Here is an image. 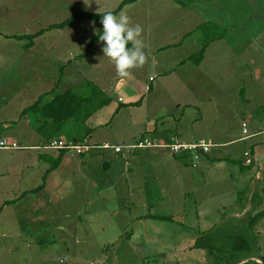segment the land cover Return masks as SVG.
<instances>
[{
    "label": "rangeland",
    "instance_id": "rangeland-1",
    "mask_svg": "<svg viewBox=\"0 0 264 264\" xmlns=\"http://www.w3.org/2000/svg\"><path fill=\"white\" fill-rule=\"evenodd\" d=\"M123 1L86 0L87 3H91L88 6L85 0H0V52L7 51L6 44L20 45L29 41L27 38L20 41L9 35H29L46 29L49 25L62 22L79 12L112 11ZM180 3L185 9L177 8L173 0H138L137 6L134 2L122 5L121 10L116 13L125 11L130 17L131 26L138 24L142 28L140 38L145 45L143 49L145 63L129 69V75L121 77L117 74L115 64L108 57L104 59L99 56L102 42L96 41L92 57L93 69L96 73L104 67H109L110 73L106 75V80L99 84L94 83L91 78L92 64L88 61L86 65H82V59L77 57L72 62V69L77 71L70 73L68 67L64 69L62 75L65 79L60 82L58 91H65L67 88L76 90L84 85L88 87L95 84L105 89L111 87V90L108 89L110 92H123V90L125 92L131 85V90H136L138 97L142 94V90L145 91L152 86L151 89H161L159 99L171 112L175 111L173 109L175 96L181 100L187 99L188 95L185 91L190 92L191 96L195 94L196 97H205L208 93L218 95L219 89L231 91L242 89L244 94L250 91L255 101H259L263 96L261 95L264 90L263 77L261 76L258 80L249 77V81L247 71L255 68L250 65L251 58L259 62L264 57V0H181ZM226 4L230 6L228 10L231 12H224L227 10ZM88 28L89 35H91V29L93 36L98 31V25L91 20L88 21ZM57 30L46 33L36 42L54 41L60 35H67V38L72 36L70 29L63 32ZM173 31L176 34L190 32L189 37L178 41L179 46L172 50L175 54L183 56L192 53L202 44L205 45L206 60L201 64L199 71L193 69L192 65H187L186 68L190 69L189 75H195L191 80H185L186 72L183 74V69H179L176 72L178 78L172 75L170 79L162 81V86L160 84L158 87L157 79L155 82L150 80L151 76H156L150 54L156 46L171 43L170 34ZM97 46L98 50H96ZM80 52L77 50V53ZM20 64L21 62L16 58L10 59L9 62L6 59L4 64H0V105L2 106L5 100H9V107L14 108V110L10 109L12 110L10 112L14 113H17L16 111L24 103L21 96L23 91L27 90L24 85L36 86V83H40V89H48L53 83L51 78L54 77L52 73H48L40 82H28L30 76L27 75L31 74L29 67L38 71L40 68L48 70L49 66L23 64L24 67H22ZM259 74H261L260 71ZM58 77L59 75H55V78ZM121 84L125 86H120ZM167 90L170 91L169 94L166 93ZM199 91L203 93L198 94ZM218 99L220 101V97ZM116 102L117 98H113L110 115L115 111ZM215 108L214 104L212 108L206 110L205 119L199 130L210 135L215 134L219 139H227L229 136L241 133L240 121L236 122L234 119L237 113L240 115L247 112L245 106L232 105L230 109L224 110L218 107L216 114L219 115V120L216 123L212 121ZM150 109L149 105L145 111L142 110V114L137 110V120L144 114H150ZM124 123V118L118 119L115 126L120 128ZM140 127L141 125H137V131ZM220 130L223 131L222 135H219ZM84 132L85 129L74 132L64 126L59 134L69 139L82 135ZM132 157H135V154ZM198 158L193 155L194 160ZM236 164L242 171L244 170L243 175L250 170L239 163ZM243 175H235L233 180L226 181L227 184L214 186L209 185V180L206 178L207 185L202 186L200 191L197 190L195 195L188 194L186 199L180 198V190L184 189L183 186L174 185L170 187V190L164 187L165 192L154 193L151 190L155 187L150 185V188L146 189L147 193H142L141 197L138 194L124 196L125 199L118 204L113 197L117 193L120 194V188L119 190L114 188L113 190L117 193L105 194L106 197L111 196V200L102 209L103 214L94 218L91 232L90 224L86 222L85 217L80 219V225H74L70 218L62 215L60 219L62 232L60 233L55 230L53 222H48L47 217L33 224V220H25L21 223L4 216L5 219L2 217L0 220V264H60L61 260H63L62 264H93L92 260L97 259L96 257L102 253H105L103 260L108 258L106 264L111 262L113 264H229L228 256L231 257V262L238 259L249 261L254 257L248 256H257L260 253L259 248L264 247V220L257 222L256 219V223L251 225L253 222L251 209L248 215L243 213L242 217H234L237 211L236 200L243 196L239 192L248 183ZM162 195L169 196L168 200L167 198L159 200ZM142 200H146L145 204L149 205V213H153L158 218L155 217L151 221L152 224L150 221L148 224L139 226L137 224V229L139 227L137 241L132 243L136 249L131 250V244L125 239L114 242V246L118 243L119 251L118 255L112 258L111 249L102 250L106 243L104 239L112 235L121 222V215L124 219L130 213H137V216L147 213ZM170 204H173L172 208ZM150 206L154 209L150 210ZM63 207L67 206L63 205ZM160 217L167 219L163 220ZM54 221L57 222V218ZM129 230L131 231L130 228ZM4 233L8 234V238L12 233H34V238L37 236L42 241L35 242L28 238L22 245H28L29 250L19 247L17 250L7 251L2 246L10 245V241L2 238ZM203 233L204 236L201 235ZM50 237L56 240H49ZM202 237L206 238L204 241L207 242L218 239L214 242L217 248L214 247L210 252L202 247H194V238L202 239ZM243 237L247 239L248 249L233 250L235 246L233 240ZM21 243L19 241V244L12 245L21 246ZM219 248L222 250H216ZM91 256L94 257L90 258Z\"/></svg>",
    "mask_w": 264,
    "mask_h": 264
},
{
    "label": "crops",
    "instance_id": "crops-1",
    "mask_svg": "<svg viewBox=\"0 0 264 264\" xmlns=\"http://www.w3.org/2000/svg\"><path fill=\"white\" fill-rule=\"evenodd\" d=\"M137 1H134L135 6H137ZM173 1L177 8L185 9L184 5L180 3L181 0ZM223 7L225 6L223 5ZM225 8L227 10L224 12H231L228 10L230 6L227 4ZM89 20L83 18L64 28L47 30L44 28L37 31L42 32L33 41L30 42L28 39V42L20 45L6 44L7 51L0 52V64H4L6 59L9 62L10 59L16 58L21 62L22 67L40 64L49 66L48 70L40 68L38 71L29 67L31 74L27 75L30 76L28 82H40L43 80V76L48 73H52L54 76L51 78L53 83L48 89H40V83H36V86L24 85L27 87V90H24L21 95L24 103L16 111L17 113L10 112L12 111L10 109L14 110V108L9 107V100H5L3 105H0V114H4L0 116V139L5 138L19 146L15 149H0V220L6 216L14 222L21 221L22 223L25 220H33L34 224L47 217L48 222H53L55 230L61 233L60 219L62 215L65 218H70L74 225H80V219L85 217L86 222L90 224L91 232L94 218L103 214L102 209L111 200V196L106 197L105 194L117 193L113 190L114 188L116 190L120 188V194L117 193L113 197L115 203L118 204L125 199L124 196L138 194L141 197L142 193H147L146 189L150 188V185L155 187L151 190L154 193L165 192L164 187L170 190V187L174 185L183 186L184 189L180 190V198L186 199L188 194L195 195L197 190L200 191L202 186L207 185L206 178L209 180V185L214 186L227 184L226 181L233 180L235 175L242 176L244 170L242 171L236 163L245 168L248 167L250 170L243 175L248 183L239 192L243 196L236 200L237 211L234 213V217H242L243 213L248 215L251 209L253 210L251 225L256 223L254 219L256 215H259L257 222L264 220V115H262L264 90L259 101H255L250 91L244 94L242 89L233 91L219 89L218 95L208 93L205 97H196L195 94L191 96L190 92L185 91V94L188 95L187 99L181 100L175 96L173 104L175 111L171 112L159 99L162 93L161 89L155 88L156 90H154L150 86L149 90H142V94L137 97L138 93L136 90H131V85L125 92L123 88V92H110L111 87L105 89L101 85H96L103 93L101 99L105 96L110 101L98 109L84 125L77 124L73 120L65 122L63 127L66 126L68 130L77 129L74 132H78L85 129L82 135L69 139L60 136L59 133L63 127L57 133L55 123L47 119L40 111L32 110L23 113L26 108L38 100L41 105L47 104L55 94L64 92V90L58 91L59 84L65 79L62 75L65 68L68 67L70 73L77 71V69H72L74 58L80 57L83 61L82 65H86L88 61L90 64L93 63L95 43L89 49L90 39L93 38L92 29L91 35L88 34ZM57 29L61 32L70 29L72 36L67 38V35H60L54 41L36 42L37 39H42L46 33ZM170 35L171 43L156 46L150 54L153 60V71L156 75L155 77L151 76L150 80L155 82L157 79L158 87L160 84L162 86V81L170 79L172 75L178 78L176 72L179 69H183V74L186 72L185 80H191L195 75H189L190 69L186 68L187 65H192L193 69L199 71L201 64L206 60L205 45L202 44L197 51L183 56L172 51L179 46L178 41L190 36V32L184 31L176 34L173 31ZM19 40L22 41L24 38ZM101 48L102 46L100 50ZM87 49L90 51L86 52ZM200 49H203V55L196 63L192 57ZM77 50L81 52L77 53ZM96 50H98V46ZM99 56L107 59L106 56H103L102 50ZM5 57L7 58L3 59ZM67 58L69 59L66 60ZM250 65L255 68L247 71V79L249 80L251 77L258 80L262 76L264 81V57L259 62L251 58ZM91 66L92 81L94 80V83L98 82V84L101 81L104 82L107 78L106 75L110 73V68L104 67L95 73L93 64ZM55 75H59V77L55 78ZM120 86H125V84ZM166 93L169 94L170 91L167 90ZM200 93L203 92L199 91L198 94ZM113 98H117V102L114 105V113L110 115ZM214 104L216 105L215 115L212 117L214 123L219 120V115L216 114L218 107L220 110L230 109L232 105L246 107L247 112L240 115L237 113L236 119H234L236 122L240 121L241 133L229 136L227 139H219L215 134L210 135L199 130L205 119L204 113ZM149 105L150 114H144L141 119L137 120V110L142 114V110L145 111ZM122 118L125 123L122 127L117 128L116 120ZM137 125H141L139 131H137ZM222 134L223 131L220 130L219 135ZM81 138L86 139L90 144L108 143L121 146L122 149L116 152L113 149L99 148L78 154L74 151L47 147L53 140L79 143ZM176 139L186 143L204 140L211 142L212 146L208 152L201 151L198 160H194L193 155L188 152L173 154L164 147L141 146V144L147 143L169 144ZM246 152L248 156L245 155ZM133 154L135 157H132ZM247 159H250L251 162L246 163ZM168 197L162 195L159 200L165 198L168 200ZM145 202L146 200H142V205L147 213L139 216L137 213H130L124 219L121 215V222L112 235L104 239L106 243L102 250L109 251L111 249L110 251H113L112 258H115L119 251L118 243L114 246V242L125 239L131 244L130 249L134 250L136 246L132 243L137 241L139 230L137 224L138 226L148 224L149 221L152 224L151 221L156 215L149 213V205ZM63 205L67 207H63ZM172 206L173 204H170L171 208ZM152 209L154 207H151L150 210ZM56 218L57 222L54 221ZM2 238L10 241V245L2 246L7 251H14L19 247L29 250L28 245H22L27 242L28 238L35 242L42 241L37 236L34 238V233H12L10 238H8V234L4 233ZM197 239L194 238V240ZM49 240L55 241L56 239L50 237ZM19 241L22 242L21 246L12 245L13 243L19 244ZM104 256L105 253L97 256V259L92 260L93 264H106L108 258L103 260ZM94 260L96 261L94 262Z\"/></svg>",
    "mask_w": 264,
    "mask_h": 264
},
{
    "label": "trees",
    "instance_id": "trees-1",
    "mask_svg": "<svg viewBox=\"0 0 264 264\" xmlns=\"http://www.w3.org/2000/svg\"><path fill=\"white\" fill-rule=\"evenodd\" d=\"M135 0H124L123 3L119 5L115 10H112L114 13L121 10V6L125 5L127 3H133ZM117 14V13H116ZM88 18L95 22L98 25V31L93 36V38L89 42V49L93 47V44L98 41V35L102 31V24L100 23L101 20V13H88V12H79L76 13V15H73L67 19H65L62 22L55 23L52 25H49L46 29H52V28H64L66 26L73 25L77 21ZM42 31L30 34V35H9L10 37L22 39L27 38L31 41L35 37L41 34ZM92 43V44H91ZM131 47V44L128 45ZM90 50L87 49L86 52H89ZM203 55V49L199 50L196 54L193 55L192 60L196 63L200 61ZM88 85V84H87ZM52 91V90H51ZM103 93L98 89V87L94 84L89 85L86 87L85 85L81 88H78L76 90L72 88L66 89L64 92H60L59 94H55L53 99L48 102L47 104H40V100H38L35 104L32 106L26 108L23 113L35 110L40 111L44 114V116L53 121L55 123V129L57 133L62 129L65 122H68L70 120L75 121L77 124H86V122L96 113V111L100 108H102L104 105L109 103V98L102 97ZM42 106V107H40ZM74 131H77L75 129ZM82 139V138H81ZM80 139V140H81ZM79 141V140H78ZM83 139L79 142H82ZM63 150V149H62ZM67 151V150H66ZM157 217V216H156ZM259 217V215H256L254 219L256 220ZM158 218V217H157ZM161 219L165 220L166 217H160ZM204 236V233L201 234ZM204 237L199 238L194 241V247H202L207 248L210 252H212V249L216 247L214 242H217L218 239H215L213 241H204ZM232 240V239H231ZM247 239L243 238H235L233 241L235 242V246L232 248L233 250L237 251H244L248 249V242H246ZM218 251H221L222 248L216 249ZM260 253L257 256H248V257H254L261 261V264H264V247L259 248ZM246 257V258H248ZM229 264H237L242 259H238L237 261L231 262V257H229ZM227 258V259H228ZM245 258V259H246ZM224 259V257L222 258ZM63 261V260H62ZM259 261V262H260ZM63 262H60L62 264ZM243 264H259L256 261H246Z\"/></svg>",
    "mask_w": 264,
    "mask_h": 264
},
{
    "label": "clouds",
    "instance_id": "clouds-1",
    "mask_svg": "<svg viewBox=\"0 0 264 264\" xmlns=\"http://www.w3.org/2000/svg\"><path fill=\"white\" fill-rule=\"evenodd\" d=\"M85 4L90 6L91 3ZM102 31L98 40L102 42L103 56L108 57L116 67L121 77L129 75V69L142 66L146 57L143 51L145 45L140 38L142 28L140 25L131 26L130 17L125 11L119 14L113 11L101 13ZM131 44V47L128 45ZM261 264V263H260Z\"/></svg>",
    "mask_w": 264,
    "mask_h": 264
},
{
    "label": "built area",
    "instance_id": "built-area-1",
    "mask_svg": "<svg viewBox=\"0 0 264 264\" xmlns=\"http://www.w3.org/2000/svg\"><path fill=\"white\" fill-rule=\"evenodd\" d=\"M244 125V124H243ZM244 132L246 130L244 129ZM155 146V147H164L166 148L169 152L173 154H178L182 152H188V153H193L195 158H198L200 155V152H208L210 147L212 146L211 142H206L204 140H200L197 142H192V143H186L183 141H180L178 139L172 141V143L169 144H159V143H147V144H141V146ZM48 148H53V149H63L67 151H74L78 154H82L84 152H88L92 149H113L116 152L121 151L122 147L121 146H115V145H110L108 143H104L101 145L97 144H90L86 139H84L82 142H65L62 140H53L51 141L48 145ZM19 148L18 144L15 142H10L5 138L0 139V149H15ZM246 156H248V153H245ZM251 162L250 159L246 160V163Z\"/></svg>",
    "mask_w": 264,
    "mask_h": 264
},
{
    "label": "water",
    "instance_id": "water-1",
    "mask_svg": "<svg viewBox=\"0 0 264 264\" xmlns=\"http://www.w3.org/2000/svg\"><path fill=\"white\" fill-rule=\"evenodd\" d=\"M251 260H254L255 258H250ZM258 261H260V260H258ZM246 262V260H244V261H241L240 263H238V264H243V263H245ZM260 263H261V261H260Z\"/></svg>",
    "mask_w": 264,
    "mask_h": 264
},
{
    "label": "bare ground",
    "instance_id": "bare-ground-1",
    "mask_svg": "<svg viewBox=\"0 0 264 264\" xmlns=\"http://www.w3.org/2000/svg\"><path fill=\"white\" fill-rule=\"evenodd\" d=\"M254 261H256L257 263H259V264H260V262H259L257 259H254Z\"/></svg>",
    "mask_w": 264,
    "mask_h": 264
},
{
    "label": "flooded vegetation",
    "instance_id": "flooded-vegetation-1",
    "mask_svg": "<svg viewBox=\"0 0 264 264\" xmlns=\"http://www.w3.org/2000/svg\"><path fill=\"white\" fill-rule=\"evenodd\" d=\"M218 241V240H217ZM207 250V248H205ZM258 260V259H257ZM215 264H218V263H215Z\"/></svg>",
    "mask_w": 264,
    "mask_h": 264
}]
</instances>
